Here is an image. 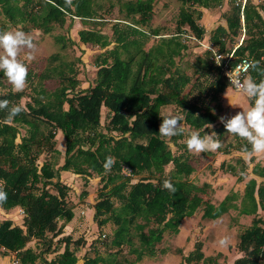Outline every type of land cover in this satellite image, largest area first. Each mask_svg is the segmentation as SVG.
<instances>
[{"label": "trees", "instance_id": "16d2710c", "mask_svg": "<svg viewBox=\"0 0 264 264\" xmlns=\"http://www.w3.org/2000/svg\"><path fill=\"white\" fill-rule=\"evenodd\" d=\"M107 1L109 6L105 9L104 0H0V15L6 20L1 24L3 28L8 23L21 24L23 31L39 29L50 34L56 26H64L67 19L79 17L84 24L94 26L79 30L80 41L105 49L96 61L95 83L86 89L77 90L82 82L78 70L74 64L61 59L57 67H49L37 75L34 93L25 105L20 101L26 89L0 92V100H8L9 107H23L12 120H6L7 110H0V186L7 192V200L0 205L4 209L24 210L22 224L10 218L0 219V254L15 253L19 264H78V246L83 239L73 241L71 235H62L66 224L74 218L76 206L67 199L70 186L61 180L62 174L69 172L84 176L85 186L92 177L100 176L102 189L89 207L94 208L93 218L99 226L111 220L115 223L111 245L119 249L125 244L129 246L135 254L129 264H136L145 255H156L157 244L165 233L178 234L182 220L199 209L203 210L202 219H217L231 208L254 215L251 225L240 234L236 247L242 255L234 264H264V215L258 213L259 209L264 211V181L258 183L250 178L240 205L235 203V193L228 194L216 205L209 198L211 185L190 179L195 166L186 143L181 145L184 151L176 153L159 134L162 122L159 113L172 104L180 108V122L199 131L201 136L211 126L218 139L226 131L220 117H226L222 114L226 110L223 95L231 85L221 66L212 59L213 50L207 48L206 56L197 58L200 63L197 75L206 76V83L204 86L193 82L195 88L199 86L193 97L181 99L193 79L175 60L188 46L181 38L184 34L200 40L207 35L199 22L203 11L192 6L210 9L222 5L224 0H182L176 35L163 37L149 49L145 47L149 37L160 34V28H149L155 0L119 1L122 18L114 19L111 36L95 28L107 21L106 13L115 7L112 0ZM229 2L227 25H218L210 31L207 43L219 52H231L236 45L234 38L245 34L235 48L232 63L241 57H251L256 68L250 69L249 76L259 82L264 79V2ZM54 37L61 48L73 42L63 34ZM229 40H232L231 46ZM111 43L114 46L107 48ZM51 58L60 59L58 55ZM211 73L214 78L209 80ZM3 75L0 71V77ZM47 79L55 81L54 89L44 86ZM103 107L107 109L105 123L101 120ZM58 132L62 134L64 149L57 146ZM183 136L184 133L170 139L177 144ZM234 139L236 143L230 146L235 148L247 143L236 135ZM220 151L231 152L227 147ZM61 156L63 163L59 161ZM107 156H112L115 163L106 172L103 165ZM237 162L242 164L238 180H243L246 163L242 158ZM170 163L173 168L167 172L166 166ZM221 168L237 175L235 165L224 161ZM143 172L148 175L133 182L135 175ZM253 172L264 176V166L256 164ZM164 179L171 180L176 189L174 193L162 188ZM89 192L85 187L81 196L85 198ZM55 238L63 244V250L52 248ZM32 240L43 242L47 249L36 251L28 245ZM74 242L78 246L72 247ZM95 250L94 255H84L80 264L114 263V257L103 256ZM178 252L183 253L182 249ZM46 253L56 255L49 259ZM183 256L188 264L217 263V256H205L200 240Z\"/></svg>", "mask_w": 264, "mask_h": 264}, {"label": "rangeland", "instance_id": "374dc122", "mask_svg": "<svg viewBox=\"0 0 264 264\" xmlns=\"http://www.w3.org/2000/svg\"><path fill=\"white\" fill-rule=\"evenodd\" d=\"M112 1L115 3V7L111 12L106 13L105 16L107 18V21L103 22V24L101 25L98 24L95 27L96 29H101L104 33H107L110 36L112 35V24L115 22L114 19L122 18V14L119 12V1L121 0ZM229 1L230 0H224L222 5L210 9H205L199 6H192V9H194V7H197L203 11L202 18L199 20V22L206 28L207 35H205V37L201 40L194 39L193 37L189 38L190 34H184L181 37L186 41L188 46L185 50H182L181 56H177L175 60L182 68V70L187 74L191 75L193 79V81L186 86V89L182 94L181 99L186 96L193 97V95L197 94V92L199 91V86L195 88L196 85L193 86V82H196L197 85H201V83H203L204 85V83H206L204 82L206 81V76L197 75L198 73L196 69H199L200 66L199 60L197 58H203L206 56L205 50L207 49V42L210 38V31L214 30L218 25H227L225 16L228 15L230 12ZM253 1L255 3L264 2V0ZM154 2V15L149 24V28H160V34L157 36L152 35L149 37V40L145 45L146 49H149L153 45L159 44L163 37L169 38L173 35H176L175 32L177 31L179 13L183 5L182 0H155ZM104 3L106 4L105 9H107V7L109 6V2L107 0H104ZM185 6L190 7L189 3H186ZM5 21L6 20L4 19V17L0 15V30H22L21 24L14 26L11 25V23H8V27L3 28L1 24L5 23ZM87 27L94 26L91 24L86 25L81 21L79 17H75L73 20L67 19V22L64 26H56L53 33L50 34H46L39 29L24 31L28 36L31 37L35 47L31 51L27 49L22 50L19 55V59L24 61L28 68L27 81L24 88L26 89L25 92L27 93L21 99V105H25L30 99L29 96L34 93L32 88L33 85L39 80V77L37 75L41 74L49 67L50 69L53 67H57L62 60H66L71 64H74V67L78 70V78L81 79L82 82L81 85L77 88V90L86 89L87 87L95 83V79L97 77L96 74L98 70L96 61L98 56L103 53L105 49L93 44H84L80 41L78 32L79 30ZM184 29L191 33V30L188 26H185ZM57 34L66 35L67 39H72L73 42H68V46L66 48H61V46L57 44L54 37V35ZM244 37L245 34L240 33L234 38V43L238 44V42H240ZM114 44L115 43H111L107 48H112ZM231 44L232 40H229L228 45L231 46ZM29 55L33 56L34 58L29 59ZM52 55H58L60 59L53 60L51 58ZM209 77V80H211L212 78H214V74H209ZM0 81V92H6L9 89H13L12 85L8 82L4 75L0 77ZM44 86L49 89H54L56 87V83L55 81L47 79L44 82ZM192 90L196 92L193 93ZM223 96H228L232 100V90L229 94L227 93ZM225 97H223V101ZM237 100L238 102H243V104H245L248 103L249 99L243 93L240 92L239 96L237 97ZM206 102L210 103L209 97H206ZM228 103L226 105H228ZM226 105L224 102L226 110L222 114H225V116L229 118L230 114L232 113V104L229 106ZM162 113H173L178 114L179 116L182 115L180 112V108L177 104H172L164 107L162 109ZM106 116L107 109L103 107L101 118L102 123H105ZM180 123L181 126L184 127V136L178 139V145L171 141V137H165L169 142L170 147L176 153L184 151V147L181 145L185 143L188 133H190L191 131H196L193 128H189L184 123ZM105 130L106 129H104V131ZM211 132H215L214 126L210 127L207 130V133L210 134ZM62 141V134L61 132H58L57 146L60 148L64 147ZM219 141L222 145L221 148H219L215 152H212V154L208 152L195 153L190 152L188 150L189 155L191 154L192 163L195 166V171L190 176V179L199 184H202L203 182L213 183V185H216L213 187L220 188L218 194L219 196H211L215 203H219L220 199H222L223 197L225 198L228 194H232V190H230L231 185H226V183H229L228 179L231 180V176L228 174H223L224 172L228 171L222 169L220 166L222 160L220 157L223 158V155H219L220 157H216V159H214V155L222 154V151H220V149L225 147L229 148L231 151V148L235 147L230 146V144L232 142L236 143L234 135L227 133L226 131L223 137L219 138ZM225 157V161L227 162V159L230 158V156ZM39 161L41 163L43 161V158H41ZM59 161L63 163L64 159L62 156ZM231 161L232 159L229 160L227 163L232 164ZM238 166H241L240 163H238L236 167ZM172 168L173 164L170 163L166 166V171L169 172L172 170ZM216 170H221V172L219 173L218 171V175H215ZM142 175H148V173L143 172L140 175H135L133 182L139 180ZM61 180L70 186V190L67 196L69 203L71 205H76L74 208V218L66 224L62 235H71L73 237V241L79 238L83 239L81 246H78L75 242L71 243L72 247L78 246V255L80 258L78 264L82 263L83 258L85 256L87 257L94 255V252L96 251L95 249H97V251H99V253L103 256L114 257L115 261L113 264H129V261H132L135 258V254L130 252L129 246L125 244L119 249L118 247L111 245L112 234L114 232V229L116 228L115 223L111 220L104 226H99L98 222H96L93 218V212L90 209L92 208V206L89 207L91 204H93V202H95L99 191L102 189V182L100 181V176L92 177V179L89 180V182L87 183V186H85L84 176H77L69 172H64L61 176ZM85 187H88L90 192L87 197L83 198L81 194ZM215 198H217L218 201L215 200ZM113 199L115 204L119 205V201L116 198ZM237 203H239L238 205H240L239 200L237 201ZM199 213H203V211ZM23 215L24 214L19 209V207H16L15 209H4L0 205V219L10 218L13 219L16 224H22L24 220ZM198 215L199 214L195 213L192 216H187L186 218H184L180 225V231L175 237H173V235H170L171 233L166 232L163 240L159 244H157V254L145 255L136 264H184V256L183 258L181 257V255H183L184 253L178 252V249H182L180 248V246L183 245V252H185L184 249H186V245L184 246V244L190 242L191 244H193L195 241L198 240L202 241L203 244H206L205 248L207 253H211L210 255L217 256L216 264H227L229 258L233 256L232 253L235 254V251L238 255V250H236L235 248V251L232 250V243H237L240 240L241 232H243L246 228L251 225L250 221H252L253 216L249 217L250 219H246L245 221V216L239 217L236 214L235 218H237L238 220V227L236 231H232V208L229 210L228 213L224 214L219 219L209 220L211 223L207 228L203 226V220H198ZM61 223L62 221H60V224ZM103 233L106 234L105 237L103 236ZM225 236L229 238L230 242L227 247H221L218 244V240ZM56 240L57 238L54 239L52 248L63 250V244L57 243ZM28 245L33 247L36 251H43L47 249V246L43 244V242L37 240H32ZM159 249H165L166 252H161L159 251ZM46 255L49 259H51L56 254L46 253ZM1 256L2 255L0 254V257ZM7 257L8 258L1 259L0 264H13L12 262L14 261V259L19 264L17 255L15 253H8Z\"/></svg>", "mask_w": 264, "mask_h": 264}, {"label": "clouds", "instance_id": "9594fccd", "mask_svg": "<svg viewBox=\"0 0 264 264\" xmlns=\"http://www.w3.org/2000/svg\"><path fill=\"white\" fill-rule=\"evenodd\" d=\"M34 47L31 37L24 31L0 30V71L3 72L16 92L24 90L28 75L27 65L19 59V55L22 50L31 51ZM28 58L34 57L29 55ZM220 61L221 59L216 60V63L219 64ZM249 67L255 69L256 64H245L243 70L247 71ZM231 73L232 71L227 73L230 85L248 97L252 104L247 110H242L230 118L221 116L220 122L224 125L227 133L236 135L247 142L242 147V151L247 156L264 154V79L256 82L251 76H248L241 80ZM9 104L10 102L6 99L0 100V110H7L6 120H12L23 111L22 106L9 107ZM159 115L162 119L159 126L161 136L172 137L184 133L180 123L181 116L173 113H159ZM185 143L187 149L195 153L215 152L222 146L215 132L205 133L201 136L199 131H191L188 133ZM114 163V158L107 156L103 165L105 171H110ZM162 188L173 193L176 191L170 179L163 180ZM6 200L7 192L3 186H0V203ZM229 242L227 236L218 240L221 247H227Z\"/></svg>", "mask_w": 264, "mask_h": 264}, {"label": "crops", "instance_id": "0c3cea01", "mask_svg": "<svg viewBox=\"0 0 264 264\" xmlns=\"http://www.w3.org/2000/svg\"><path fill=\"white\" fill-rule=\"evenodd\" d=\"M238 44H239V42H238ZM238 44H236V45H238ZM231 90H232V100H231V98L230 97H228V96H223V97H225L224 98V102H225V105L228 103V105H226V106H229V105H231L232 104V106H231V108H232V113L230 114V116H229V118L231 117V116H234L235 114H237L238 112H240V111H242V110H246V109H248L250 106H251V100L249 99L248 100V103H245V104H243V102H238V100H237V97L239 96V91H236L233 87L231 88V86L226 90V92H225V94H229L230 92H231ZM244 102H245V100H244ZM247 104V105H246ZM208 154V153H207ZM219 155H223V158L222 157H220ZM225 156H230V158H228L227 159V162L229 161V160H231L232 159V165H235V167L237 166V164H238V162H237V159L238 158H242L243 159V161L246 163V166H245V172H244V175H245V177H244V179L243 180H238V175L241 173L239 170H240V168H241V166H242V164H240L241 166H238V167H236L237 168V175H235V174H233V173H230V172H224L223 174H228V175H230L231 176V180L230 179H228L229 181V183H226V185H231V189L230 190H232V193H235L236 194V196H237V198L235 199V203H237V201L239 200L240 202H241V199L243 198V196H244V193H245V187H246V183L249 181V179L250 178H255L256 180H257V182L259 183V182H261V181H264V176H260V175H257V174H255L254 172H253V168H254V166L256 165V164H258V165H260V166H264V154H253L252 156H247L243 151H242V148H232V150H231V152L230 153H224V152H222V154H216V155H214V159H216V157H220L222 160H221V163H220V166H221V164H222V162H224L226 159V157ZM226 162V161H225ZM209 167V166H208ZM216 168V167H215ZM220 168V167H219ZM219 171V173L221 172V170H216V172H215V175H218V172ZM68 173V172H67ZM230 173V174H229ZM204 183V182H203ZM202 183V184H203ZM199 184V183H198ZM210 185H211V188L209 189V198H210V200H211V202L212 203H214V204H219L223 199H224V197L222 198V199H220V201H219V203H215V201L212 199V195H216V196H219L218 194H219V189L220 188H215V187H213V186H216V185H213V183H209ZM220 187V186H219ZM229 190V191H230ZM91 197H93V196H91ZM92 199V198H91ZM95 199V198H94ZM215 200H217L218 201V199L217 198H215ZM91 202H93V201H91ZM94 203V202H93ZM237 204H239V203H237ZM19 209H21V208H19ZM91 210H92V212H93V216H94V208L92 207V208H90ZM201 209H199L198 211H196V213L197 214H199L198 215V220H203V226H205L206 228L207 227H209V225H210V221L209 220H216V219H208V218H206V219H202V214L203 213H199V212H201V211H203V210H201ZM240 210L237 208V209H235V208H232V231H236L237 230V227H238V225H237V218L235 219V216H236V214L239 216V217H246L245 218V221H246V219H250L249 217H254V215H248V214H241L240 212H239ZM264 211L262 210V209H259V211H258V213H259V215H264V213H263ZM201 217V218H200ZM186 218V217H185ZM217 219H219V218H217ZM253 219V218H252ZM183 221V220H182ZM241 222V221H240ZM250 222H252V221H250ZM249 222V223H250ZM182 223V222H181ZM201 223V222H200ZM247 226H248V224H247ZM170 235H173V237H175L177 234H170ZM195 243V242H194ZM194 243L193 244H191V242L190 243H186V244H184V246L186 245V249H184V251L185 252H183L184 253V255H187L188 253H189V251L190 250H192L193 248H194ZM189 244V245H188ZM215 244V243H214ZM236 244L237 243H232V250H234V248L237 250V247H236ZM206 244L204 243L203 244V251H204V254H205V256H214V255H210L211 253H207V251H206ZM180 248H182V251H183V245H181L180 246ZM235 251V250H234ZM10 253H12V252H10ZM230 254V253H229ZM232 257L231 258H229V260H228V262H227V264H234V261H235V259L237 258V257H239V256H241L242 255V253H239L238 252V255H237V253H236V251H235V254L234 253H232ZM12 257V256H11ZM10 257V258H11ZM181 257L183 258V255H181ZM5 258H8L7 256H1L0 257V260L1 259H5ZM184 264H188L187 262H186V260L184 259ZM203 264V263H202Z\"/></svg>", "mask_w": 264, "mask_h": 264}, {"label": "built area", "instance_id": "2783aa9c", "mask_svg": "<svg viewBox=\"0 0 264 264\" xmlns=\"http://www.w3.org/2000/svg\"><path fill=\"white\" fill-rule=\"evenodd\" d=\"M194 39H196V38H194ZM236 47H237V45H235V48ZM207 48H209L210 50H213L214 53L212 55V59L215 61V63H216V60L221 59L220 63L219 64L216 63V64L221 66L222 72L227 77L229 83H230V80H229L227 73H229L231 71H232L231 74L233 76L240 78L241 80H243L244 78H247L249 76L251 67H249L247 69V71H244L243 69H244L245 64H248V65L253 64V60L251 57H241L237 60L236 63L233 64L232 60L235 59V56H234L235 48L231 52H219L214 48V45L211 43H207ZM236 91H238V90H236ZM20 210L22 211V213H24V210L22 208ZM2 249H5V248L3 247ZM12 263L18 264L15 259Z\"/></svg>", "mask_w": 264, "mask_h": 264}]
</instances>
